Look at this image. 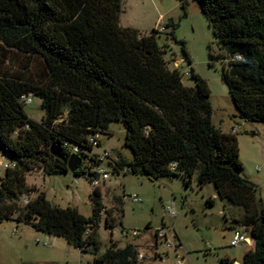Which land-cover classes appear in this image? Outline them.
Returning a JSON list of instances; mask_svg holds the SVG:
<instances>
[{"label": "trees", "instance_id": "16d2710c", "mask_svg": "<svg viewBox=\"0 0 264 264\" xmlns=\"http://www.w3.org/2000/svg\"><path fill=\"white\" fill-rule=\"evenodd\" d=\"M197 1L218 39L223 80L239 117L264 124V0ZM122 11L123 0H0V148L14 159L0 177V224L22 222L97 254L102 222L117 225L101 189H92L93 212L85 216L53 205L27 184V175L69 172L52 145L59 143L66 157L72 146L86 155L93 150L89 137L118 121L133 158L111 159L114 171L153 181L180 177L186 187L193 180L201 188L211 183L226 207L243 210L231 219L254 239L243 264H264V200L242 175L237 134L214 124L207 81L191 69L195 86H185L163 57L159 31L142 35L123 27ZM31 95L42 101L40 121L26 112ZM75 174L86 176L84 169ZM139 256L138 245L120 247L111 239L89 264H143Z\"/></svg>", "mask_w": 264, "mask_h": 264}, {"label": "rangeland", "instance_id": "374dc122", "mask_svg": "<svg viewBox=\"0 0 264 264\" xmlns=\"http://www.w3.org/2000/svg\"><path fill=\"white\" fill-rule=\"evenodd\" d=\"M170 20L173 27L163 31ZM120 24L134 28L142 35L158 30L156 37L163 49V57L170 69L181 72L185 86H195V79L185 74L188 68L207 81L211 90L213 122L223 131L237 134L239 156L244 166L242 175L258 185L264 200V124L247 122L239 117L223 80L225 59L221 57L218 39L198 1L123 0ZM30 97L32 103L25 106L26 112L32 119L40 121L44 116L42 101L35 95ZM99 135L102 146L95 149L96 153H110V159L100 165L110 174V179L105 184L101 182L99 188L104 204L115 209L117 219V225L112 229L102 222L98 231L99 252L81 251L62 237L7 220L0 224V264H89L106 252L111 239L120 247L130 243L138 245L143 264H225L223 260L228 258L232 264H243L248 246H232L230 232L231 219L243 214L241 208L226 207L211 183L201 188L193 180L192 186L186 187L180 177L153 181L114 171L109 160L120 155L127 160L133 158L131 150L125 146V128L121 122H112L107 132ZM2 152L0 148V177L5 175V164L14 161L10 155L2 157ZM27 184L44 191L53 205L75 207L85 216L92 215L93 188L85 175L70 171L52 174L32 171L27 175ZM134 195L141 201H133L131 196ZM209 199H213L214 204H209ZM170 208L177 217H171ZM163 224L169 228V233H173L170 237L172 246L163 241L155 245L156 229ZM238 228L245 231L244 226ZM124 229L129 230L128 235ZM134 231L137 236L133 235Z\"/></svg>", "mask_w": 264, "mask_h": 264}, {"label": "built area", "instance_id": "2783aa9c", "mask_svg": "<svg viewBox=\"0 0 264 264\" xmlns=\"http://www.w3.org/2000/svg\"><path fill=\"white\" fill-rule=\"evenodd\" d=\"M166 28L163 27V31ZM185 74L187 76H191L192 71L191 68H188L187 71H185ZM26 103L27 105L32 103V98L31 97H26ZM89 143L93 146V150L85 152L86 155H82L80 153V148L78 146H72L71 150L73 152V154L79 155L82 158V169H84V171L86 172V176H90L91 177V185L92 188H97L101 185V182H106L107 180L110 179V174L105 170V169H101L100 165L101 163L107 161L108 159H110V153L109 152H105L103 154H98L96 153L95 149L100 147L101 141H100V135L99 134H95L89 137ZM110 161V160H109ZM9 166L7 163L5 164V167ZM122 173L125 174V170L124 171H120ZM131 199L135 202H140L141 200L139 199V197L137 195L131 196ZM29 198L25 197L22 200V204L26 205L29 202ZM169 213L171 215V217H177V213L173 210V208L169 209ZM124 233H126L127 235L129 234V230L128 229H124ZM173 233H169V228L164 225L158 229H156L155 232V240L156 243L158 244L159 241H163L168 243L169 246H172L170 244V237L172 236ZM134 236H137L138 233L136 231L133 232ZM175 237H177L176 234H174ZM252 241H254V239L252 238L249 230L247 228H245V231H242L240 228H236L233 232V236L231 239V245L232 246H238L240 244H251ZM49 244H46V246ZM177 247V246H176ZM142 257V255L140 256Z\"/></svg>", "mask_w": 264, "mask_h": 264}, {"label": "water", "instance_id": "95a60500", "mask_svg": "<svg viewBox=\"0 0 264 264\" xmlns=\"http://www.w3.org/2000/svg\"><path fill=\"white\" fill-rule=\"evenodd\" d=\"M172 21L170 20L169 23ZM51 152L56 157L64 160L68 164V170L72 173H77L82 169V158L79 155L72 154L70 157H66L62 153V149L59 143H54L51 148ZM6 156V153L2 152V157Z\"/></svg>", "mask_w": 264, "mask_h": 264}, {"label": "crops", "instance_id": "0c3cea01", "mask_svg": "<svg viewBox=\"0 0 264 264\" xmlns=\"http://www.w3.org/2000/svg\"><path fill=\"white\" fill-rule=\"evenodd\" d=\"M1 156H2V155H1ZM105 183H106V182H105ZM105 183H104V184H105ZM236 228H238V226H237L236 224H233V223H232V224H231V229H230V232H231V239H232V236H233V232H234V230H235ZM155 242H156V241H155ZM155 245L158 246L157 243H155ZM243 245H247V246H248V249L246 250V252H247L248 250L254 248V241H252L251 244L245 243V244H243ZM228 260H230V261L232 262L231 258H228ZM239 264H240V263H239Z\"/></svg>", "mask_w": 264, "mask_h": 264}]
</instances>
